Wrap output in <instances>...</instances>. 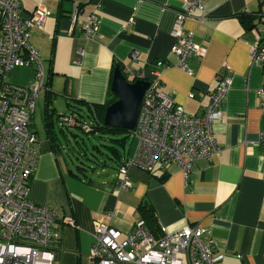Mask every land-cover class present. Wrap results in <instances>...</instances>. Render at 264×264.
Segmentation results:
<instances>
[{
  "label": "crops",
  "instance_id": "obj_1",
  "mask_svg": "<svg viewBox=\"0 0 264 264\" xmlns=\"http://www.w3.org/2000/svg\"><path fill=\"white\" fill-rule=\"evenodd\" d=\"M200 1L204 11L195 9L183 24L194 33L193 42L205 49L202 57L190 60L193 75L189 76L176 67L177 58L171 53L175 13L183 0H86L73 20L72 0H19L26 15L38 5L50 12L42 30H31L51 99L47 106L49 99L42 92L35 102L32 130L38 137V154L28 198L55 211L54 229L60 241L53 246L51 264H93L89 257L93 223L108 224L123 237L143 219L142 204L155 213V229L143 219L151 230L208 228L217 264H264V158L258 147L259 134L264 132L260 95L264 74L263 63L253 64L250 57L251 47L264 40V0ZM92 12L97 29L85 40L82 28ZM244 14L253 19L248 28L240 19ZM133 50L139 52L136 61L130 58ZM158 61L168 66L158 68ZM116 65L143 72L146 79L158 74L160 90L191 115L202 114L217 76L232 72L222 118L212 124L219 153L211 161L197 159L186 182L177 165L166 171L156 166L151 173L130 166L131 187L121 190L118 158L107 159L105 166L89 162V168H77L83 166L76 158L81 152L68 136L74 144L77 139L64 128L60 132L56 118L72 113L79 102L103 104ZM33 74L29 67L14 68L7 81L24 86ZM47 111L53 113L54 124H47ZM129 135L124 136L123 146H117L120 162L135 152L132 135L127 145Z\"/></svg>",
  "mask_w": 264,
  "mask_h": 264
},
{
  "label": "built area",
  "instance_id": "obj_2",
  "mask_svg": "<svg viewBox=\"0 0 264 264\" xmlns=\"http://www.w3.org/2000/svg\"><path fill=\"white\" fill-rule=\"evenodd\" d=\"M79 1L73 2L72 20ZM195 9L204 11L200 0H183L171 31L175 39L171 53L177 58L176 67L189 76L193 75L190 60L205 53L203 47L193 42L194 33L183 26ZM48 16L50 12L43 5L26 15L19 0H0V264H51L55 259L53 246L60 239V233L54 229L55 211L28 198L38 154L32 117L36 99L47 87L41 52L31 42V30H42ZM203 19L199 18V22ZM97 23L94 12L86 17L83 39L93 37ZM261 47L259 43L251 47V63H264ZM138 54L133 50L130 58L136 61ZM156 66L168 65L158 61ZM18 67L33 69L29 84L19 86L7 81V74ZM122 72L130 81L147 80L148 86L131 130L135 152L117 169L119 189L131 187L127 171L130 166L151 172L156 166L166 171L170 165H177L186 182L197 159L211 161L219 153L212 124L222 118L221 108L232 85V72L225 70L217 76L201 115L187 113L164 94L159 88L158 74L146 79L140 71L124 68ZM260 95L264 97L263 88ZM59 123L82 132L90 129L89 123L81 121L75 113L59 116ZM258 147L264 158V132L259 134ZM92 238L89 257L93 264H217L219 260L213 253L209 229L195 225L173 232L158 226L154 231L140 219L122 237L119 230L95 221Z\"/></svg>",
  "mask_w": 264,
  "mask_h": 264
},
{
  "label": "trees",
  "instance_id": "obj_3",
  "mask_svg": "<svg viewBox=\"0 0 264 264\" xmlns=\"http://www.w3.org/2000/svg\"><path fill=\"white\" fill-rule=\"evenodd\" d=\"M73 2L75 0H72ZM86 0H80L78 7H77V13L81 10L84 2ZM239 17V16H238ZM240 19L242 20L243 24L248 28L250 27V24L253 25L252 22V16L249 15H241ZM259 43L264 44V40L260 39ZM263 74H264V63H263ZM112 79V78H111ZM111 79H110V84H111ZM48 82H46V90L44 91L46 94L47 99H49L50 95V88H48ZM51 99V98H50ZM50 99L47 102V106H49L50 104ZM115 96L113 95V93L110 91V87L108 90V95L107 98L105 100V102L101 105H84V103L79 102L77 103V106H72L73 108H76V110H72V113H75L79 116L81 121H85L87 123H89V131L87 132H81L83 134H85L87 137L89 135L91 136H97L100 139H107V142H103L100 143L98 145H91L90 147H87L86 143L82 140V138H80L79 141L75 140V144H77V147L80 150V158L77 156V160L80 161L81 165H83L82 167L78 164L77 168L81 169L84 167H90V163H94V165L96 166H105L107 164L106 160L107 159H117L118 158V162L116 163L117 165V169L119 166L124 164V161L126 158H124L121 162L119 159V157L121 156L120 153L118 152L117 146H123L124 145V141H125V137L130 134L131 135V131L125 130V129H121V128H114V127H109L104 125L103 123V115H104V111L105 108L111 104L114 100H115ZM78 106H80V110L78 109ZM86 109H83L82 107H85ZM48 117L50 116V121L49 119L47 120V124H54L55 120H51L52 117V112H48ZM56 122H58V125L60 126V132L64 133V129H66L75 139L77 137V135L73 134L72 130L73 129H77V128H68V127H64L59 123V117L56 118ZM64 128V129H63ZM125 136V137H124ZM103 148V151L102 149ZM78 151V150H77ZM90 151L91 157L88 156V152ZM105 152V153H104ZM79 153V152H78ZM122 158V156H121ZM84 161H83V160ZM120 162V163H119ZM149 173V172H148ZM151 173V172H150ZM140 212L142 213V218L147 222V224H149L150 228L155 229V213L153 211V209L151 208L150 205H146V204H142L139 207ZM60 239L58 240L59 243Z\"/></svg>",
  "mask_w": 264,
  "mask_h": 264
},
{
  "label": "water",
  "instance_id": "obj_4",
  "mask_svg": "<svg viewBox=\"0 0 264 264\" xmlns=\"http://www.w3.org/2000/svg\"><path fill=\"white\" fill-rule=\"evenodd\" d=\"M147 86V80H128L123 74L121 66L116 65L110 84V91L116 99L105 108L104 125L128 131L133 130Z\"/></svg>",
  "mask_w": 264,
  "mask_h": 264
},
{
  "label": "rangeland",
  "instance_id": "obj_5",
  "mask_svg": "<svg viewBox=\"0 0 264 264\" xmlns=\"http://www.w3.org/2000/svg\"><path fill=\"white\" fill-rule=\"evenodd\" d=\"M72 132H73V134L77 135L76 139H77L78 141L80 140V138H83V139L85 140V143H86L87 147H90L91 145H98L99 143L104 142V141H102L101 139L97 138V136H91V135H89V136L87 137V136H86L85 134H83L79 129H73ZM66 133H67V132H66ZM67 134H68V133H67ZM68 137H69L70 140H71V145H72V146H73V145L75 146L76 144L73 143V140L71 139V136L69 135ZM129 137H130V139H129V140H126V142H128L127 145L130 144V142H131V135H129ZM87 138H88V139H87ZM69 156H70V157H73V156H77V155H76V154H73V155H70V154H69ZM88 156L91 157L90 151L88 152ZM73 162L75 163L76 161L73 160ZM117 179H118V178H117ZM130 182H131V181H130Z\"/></svg>",
  "mask_w": 264,
  "mask_h": 264
}]
</instances>
